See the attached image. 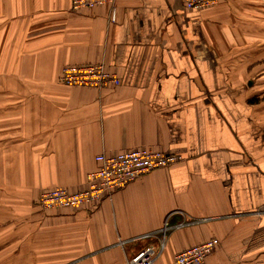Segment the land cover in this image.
Here are the masks:
<instances>
[{
  "label": "crops",
  "instance_id": "1",
  "mask_svg": "<svg viewBox=\"0 0 264 264\" xmlns=\"http://www.w3.org/2000/svg\"><path fill=\"white\" fill-rule=\"evenodd\" d=\"M116 9L112 23L108 4L0 0L12 42L26 43L19 57L9 52L8 90L46 100L12 128L25 139L10 197L32 204L31 190L83 191L101 154L178 155L91 214L52 209L43 226L60 264H128L147 247L161 250L154 264H173L212 238L221 245L204 264H264V0L200 11L182 0H118ZM80 64H103L121 85H62L64 69Z\"/></svg>",
  "mask_w": 264,
  "mask_h": 264
},
{
  "label": "rangeland",
  "instance_id": "2",
  "mask_svg": "<svg viewBox=\"0 0 264 264\" xmlns=\"http://www.w3.org/2000/svg\"><path fill=\"white\" fill-rule=\"evenodd\" d=\"M1 13L3 14L4 11H1ZM5 21L3 14L0 16V264H60L61 261L64 262L67 259L58 257L57 251L51 247L55 237H50V234L45 232L46 228L44 227L48 222L47 218L51 217L50 212L52 211L42 201L41 195L46 190L37 195L35 190H31L32 204L30 201L17 198V195L11 198L12 193L10 194L8 191L12 175L18 172L15 169V164L18 162V153H13L15 148H20L19 145L25 139L19 135L16 137L12 128L17 127V123L20 124L19 129L25 127L26 121L24 120L26 116L35 115L38 109L46 106V100L41 91L8 90L7 60L9 52L15 49L16 58L19 57L25 53L26 43L24 41L12 42L13 35L9 37V33L11 34L9 29H12V27H8V24H2ZM17 85H19L18 82ZM34 93L36 94L34 95ZM42 97L43 100L40 103ZM28 122L33 123L36 121ZM92 174H90L85 190L69 192L85 193L88 191L92 184ZM16 178L19 179L20 177L16 175ZM11 187L14 188V185ZM30 207L33 208L31 212ZM98 207L99 204L94 207L78 205L76 208L70 207V211L74 212L80 210L77 208H83L85 212L91 214ZM55 224L54 222L51 226H55ZM124 244L125 242H119L121 248L125 247H122ZM110 251H115V249ZM107 252L109 251H106L103 257L107 255ZM69 261H67V264H93L92 258L84 256L74 262Z\"/></svg>",
  "mask_w": 264,
  "mask_h": 264
},
{
  "label": "built area",
  "instance_id": "3",
  "mask_svg": "<svg viewBox=\"0 0 264 264\" xmlns=\"http://www.w3.org/2000/svg\"><path fill=\"white\" fill-rule=\"evenodd\" d=\"M189 10L200 11L209 6L217 5L220 0H182ZM118 0H71L72 9L79 11L105 4L110 5V21L116 22ZM60 83L67 87H92L104 89L108 86H119L121 80L110 73L103 64L71 65L64 69ZM180 156L166 154L151 148H135L121 151L113 155L97 156L100 167L92 176V184L85 193H70L65 188L46 190L41 196L43 204L48 208H76L78 205L94 207L101 201L112 196L114 191L124 188L129 183L155 170L169 167L180 162ZM45 201V202H44ZM221 245L217 238L191 246L174 259L173 264H204ZM160 251L147 247L128 264H154Z\"/></svg>",
  "mask_w": 264,
  "mask_h": 264
}]
</instances>
